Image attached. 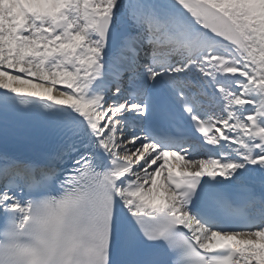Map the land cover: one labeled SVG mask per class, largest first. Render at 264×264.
Segmentation results:
<instances>
[{
	"label": "snow or ice",
	"instance_id": "6c2138e0",
	"mask_svg": "<svg viewBox=\"0 0 264 264\" xmlns=\"http://www.w3.org/2000/svg\"><path fill=\"white\" fill-rule=\"evenodd\" d=\"M0 144V264H264V0H0Z\"/></svg>",
	"mask_w": 264,
	"mask_h": 264
}]
</instances>
